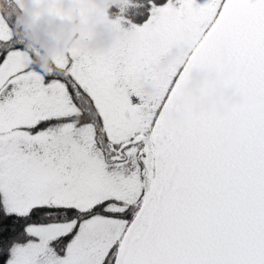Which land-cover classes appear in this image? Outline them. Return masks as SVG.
I'll return each mask as SVG.
<instances>
[{
	"label": "snow or ice",
	"instance_id": "1",
	"mask_svg": "<svg viewBox=\"0 0 264 264\" xmlns=\"http://www.w3.org/2000/svg\"><path fill=\"white\" fill-rule=\"evenodd\" d=\"M2 2L0 264H264V0H119L127 39L95 58L72 48L47 74L16 32L17 0ZM227 33L260 105L170 121L194 67L224 70ZM180 40L192 51L148 100L137 80Z\"/></svg>",
	"mask_w": 264,
	"mask_h": 264
},
{
	"label": "clouds",
	"instance_id": "2",
	"mask_svg": "<svg viewBox=\"0 0 264 264\" xmlns=\"http://www.w3.org/2000/svg\"><path fill=\"white\" fill-rule=\"evenodd\" d=\"M118 3L119 0H23L24 11L17 16L15 28L17 34L27 41L25 48L35 53L31 66L50 73L54 70L55 59L67 55L72 48L89 53L93 58L110 54L127 39L124 32L117 30L113 20L112 10ZM3 8L0 0V12ZM53 8L58 14H50ZM59 14L68 19H61ZM175 59V56L171 57L164 67L170 66ZM219 79L218 75H209L200 69L193 72L192 82L185 92L187 96L202 101L193 104L196 115L218 113L224 118L230 116L238 105L253 107L256 104L255 100L245 101L238 97V89H220L219 95L205 98L203 88ZM144 94L152 100L159 95V90L149 84L145 86ZM169 117L178 123L187 119L183 113H169ZM242 130L243 125L223 145L224 151L235 146Z\"/></svg>",
	"mask_w": 264,
	"mask_h": 264
},
{
	"label": "water",
	"instance_id": "3",
	"mask_svg": "<svg viewBox=\"0 0 264 264\" xmlns=\"http://www.w3.org/2000/svg\"><path fill=\"white\" fill-rule=\"evenodd\" d=\"M237 37L236 35L232 34V33H227L225 34L220 42H219V52L220 55L222 57V63L224 66V70L220 71L218 69H213L207 65H198L196 67L193 68L189 80L188 82L185 84L184 88L182 89V98L180 100V104L182 105L181 109L179 110H170L167 113V117L170 121L175 122L177 124H181V123H185L188 120V114L189 112L196 115L193 112V104H199L202 103V101H198L196 100L195 97H189L187 96L185 89L187 88V86L192 82V74L195 70L200 69L203 70L204 72H206L209 75L215 74L218 75L220 77L219 80L216 81L215 84H210V85H206L203 88V95L205 98H209V97H214L220 94V89H238L237 91V96L243 98L245 101H249V100H255L256 104L253 107H249L247 104L245 105H238L235 108L232 109L231 115L228 117H224L221 118L219 116L218 113L213 114V115H209L207 113H204L202 115H207L209 117H214L217 120H229L231 119V117L233 116V114L240 109H247L248 111H254L258 108V106L260 105L261 101H259L255 96H248L245 95L243 92L242 87L240 86L239 83V74L233 70V63L231 60V56H232V45L235 43ZM210 93V94H209ZM191 101V102H190ZM169 113H183L187 119L184 122H176L172 119H170L169 117ZM264 115L262 113H257V116H261ZM197 116H201V115H197ZM241 125H243V128L246 126V122L245 121H241L236 127H234L232 129V132L230 134V136L223 142L222 144V148L223 145L230 140L233 137L234 132L241 127ZM224 150V149H223Z\"/></svg>",
	"mask_w": 264,
	"mask_h": 264
},
{
	"label": "rangeland",
	"instance_id": "4",
	"mask_svg": "<svg viewBox=\"0 0 264 264\" xmlns=\"http://www.w3.org/2000/svg\"><path fill=\"white\" fill-rule=\"evenodd\" d=\"M38 2H39V0H38ZM17 3L21 6L22 10L24 11L23 0H17ZM50 14H58V13L53 8L51 10ZM59 15H60L61 19H68L67 17H64L62 14H59ZM85 38H87V37H85ZM191 51H192L191 46L185 40L178 41L176 43V45L167 53L166 57L160 63H158L156 65V73H157V77H158L157 79H153V80L139 79V80H137V82H136L137 86L142 89L143 94H144L145 86L151 84L159 90V95H157L155 97V99H157L162 93L161 85L167 80L170 70L174 66H176L177 64H179L182 61H184L185 59H187V57ZM173 56L176 57L175 62L172 63L167 68H165L164 65H166L168 60ZM141 82H143V83H141ZM144 96H145V94H144ZM155 99H152V100H155Z\"/></svg>",
	"mask_w": 264,
	"mask_h": 264
},
{
	"label": "trees",
	"instance_id": "5",
	"mask_svg": "<svg viewBox=\"0 0 264 264\" xmlns=\"http://www.w3.org/2000/svg\"><path fill=\"white\" fill-rule=\"evenodd\" d=\"M18 6H19V4H18ZM19 9H20V11H18V12H16L15 13V20H16V18H17V16H19L20 14H22L23 13V10L21 9V7L19 6ZM23 39V38H22ZM24 40V39H23ZM25 41V44L27 43V41L26 40H24ZM38 51H37V56H38ZM35 58V57H34Z\"/></svg>",
	"mask_w": 264,
	"mask_h": 264
},
{
	"label": "flooded vegetation",
	"instance_id": "6",
	"mask_svg": "<svg viewBox=\"0 0 264 264\" xmlns=\"http://www.w3.org/2000/svg\"><path fill=\"white\" fill-rule=\"evenodd\" d=\"M20 6V5H19ZM21 7V6H20ZM22 9V8H21ZM146 97V96H145Z\"/></svg>",
	"mask_w": 264,
	"mask_h": 264
}]
</instances>
